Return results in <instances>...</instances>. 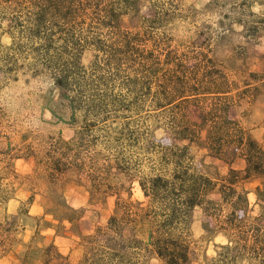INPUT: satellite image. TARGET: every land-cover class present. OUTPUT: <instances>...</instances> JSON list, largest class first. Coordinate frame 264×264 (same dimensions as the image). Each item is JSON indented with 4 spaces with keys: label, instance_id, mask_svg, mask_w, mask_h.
<instances>
[{
    "label": "trees",
    "instance_id": "16d2710c",
    "mask_svg": "<svg viewBox=\"0 0 264 264\" xmlns=\"http://www.w3.org/2000/svg\"><path fill=\"white\" fill-rule=\"evenodd\" d=\"M219 1L208 6L223 9L221 32L203 33V45H196L172 33L182 18L178 0H0L11 38L9 45L0 39V87L21 73L50 78L75 127L72 139L48 144L45 170L83 175L86 162L105 154V177L93 184L110 191L106 181L116 170L144 195L133 200L130 186L129 198L119 196L107 224L82 238L81 264H191L197 207L208 217L206 230L227 238L210 264H264V207L253 214L245 187L264 177V136L254 138L237 113L243 100L261 93L264 72H249L242 84L210 46L235 23L248 28L250 21L235 14L256 18L254 32L264 17L249 0ZM127 14L139 18L136 30L121 25ZM87 49L93 50L89 66L82 62ZM4 138L0 132V143ZM193 144L225 161L231 152L245 167L211 177L198 168ZM14 158L0 152V248L17 231L18 216L28 215L7 211L16 195ZM256 192L264 203L263 189ZM33 250L42 253L43 264L60 255L54 243Z\"/></svg>",
    "mask_w": 264,
    "mask_h": 264
},
{
    "label": "rangeland",
    "instance_id": "374dc122",
    "mask_svg": "<svg viewBox=\"0 0 264 264\" xmlns=\"http://www.w3.org/2000/svg\"><path fill=\"white\" fill-rule=\"evenodd\" d=\"M209 1L178 0L182 18L176 22L174 29L171 28L178 40L203 45V33L221 32L218 20L224 11L216 4L208 6ZM249 1L252 10L264 17V6H258L264 0ZM1 13L0 7V39L4 45H9L11 38L4 32L7 24L1 18ZM242 13L235 16L250 21L248 28L235 23L227 33H221L222 38L215 37L210 46L213 55L224 63L236 80L242 79L243 84V76L249 72H264V25H258V31L254 32L250 27L253 26L251 20L256 18L250 19ZM139 22L138 17L129 14L121 19V25L127 30H136ZM248 33L253 34L248 36ZM92 59L93 50H85L83 64L89 66ZM3 81L0 87V132L6 138L0 143V152L13 153L16 157L12 161L15 171L10 174L16 195L7 204V211L18 214L20 210H28V215L18 216L17 231L10 235L6 246L0 248V264H22L24 258L37 263L39 260L38 264H43L42 253L34 252L33 248L52 243L60 255H55L49 264H81L84 256L82 238L107 224L119 196L129 198L130 186L133 200H144L143 192L137 182L131 185L127 177L116 170H113L109 180L106 179L109 185L107 190L110 191L105 192V189L100 190L94 185L92 179L98 182V179L105 177V154L86 162L83 175L76 171L51 175L42 165L48 144L59 138L70 140L75 134V127L68 121L66 100L62 99L59 88L46 76L21 73L18 80ZM237 113L253 137L263 141L264 86L256 98L243 100ZM191 148L198 168L211 177L224 175L230 168L242 170L245 167L244 159L234 157L231 152L225 161L210 155L202 145L193 144ZM98 151L105 153L102 148H98ZM245 187L253 214L260 213L264 203L258 204L260 201L256 190L261 187L264 191V177L247 182ZM212 197L217 198V195ZM0 214L5 221V212L1 210ZM69 216L72 220L68 219ZM207 221L204 210L195 208L191 224V264H210L217 257L219 246L227 243L224 235L206 230ZM6 225H9V221ZM125 235H130L128 229ZM152 264L161 263L154 260ZM240 264L245 263L241 261Z\"/></svg>",
    "mask_w": 264,
    "mask_h": 264
},
{
    "label": "crops",
    "instance_id": "0c3cea01",
    "mask_svg": "<svg viewBox=\"0 0 264 264\" xmlns=\"http://www.w3.org/2000/svg\"><path fill=\"white\" fill-rule=\"evenodd\" d=\"M258 6L259 7H263L264 6V2L260 3Z\"/></svg>",
    "mask_w": 264,
    "mask_h": 264
}]
</instances>
